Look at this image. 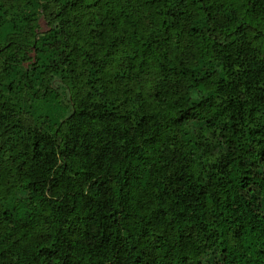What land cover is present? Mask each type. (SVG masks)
Listing matches in <instances>:
<instances>
[{
  "label": "trees",
  "instance_id": "obj_1",
  "mask_svg": "<svg viewBox=\"0 0 264 264\" xmlns=\"http://www.w3.org/2000/svg\"><path fill=\"white\" fill-rule=\"evenodd\" d=\"M0 264H264V0H0Z\"/></svg>",
  "mask_w": 264,
  "mask_h": 264
}]
</instances>
